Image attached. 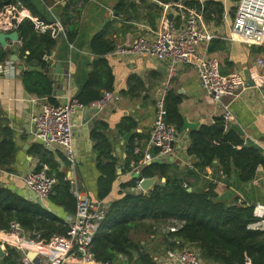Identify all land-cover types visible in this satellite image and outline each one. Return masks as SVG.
Instances as JSON below:
<instances>
[{"label":"trees","instance_id":"1","mask_svg":"<svg viewBox=\"0 0 264 264\" xmlns=\"http://www.w3.org/2000/svg\"><path fill=\"white\" fill-rule=\"evenodd\" d=\"M74 1L68 0L61 14V23L69 43L78 38L80 30L78 22H71ZM169 1L171 0H163ZM204 1L206 19L220 25L225 15L224 3L219 0ZM183 2L188 6H201L193 0ZM10 4L22 5L34 17L53 24L47 21L35 0H0V8ZM142 4L145 5L144 13L146 12L149 21H155L160 16L161 9L157 5L148 4L144 0ZM122 8H128L134 15L139 13V7L133 0H121L119 10L122 11ZM14 31H18L20 35L18 51L24 67L22 75L26 91L41 99L50 98V103L58 104L51 98L55 88L47 75L50 62L45 60V56L52 54L56 48L58 38L51 30L38 31L36 22L30 18L20 20L15 16L11 23L0 25V32ZM115 48L114 41L108 38L107 30L93 38L92 49L96 60L87 83L76 97L82 104L87 106L101 99L105 91H115L116 79L106 59ZM225 48L222 38L216 37L210 41V52ZM14 51L13 47L4 48L0 45V63L7 61L15 54ZM128 84L126 92L131 96L144 85L138 76L131 77ZM181 102L182 98L174 89L167 92V120L178 131L183 130L184 126L179 110ZM222 125H225L224 118H219L213 125L202 124L191 131L187 156L195 160L193 166L182 169L171 160L157 161L143 167L139 175L133 174L121 183L119 196L108 205L93 243L92 251L97 263L119 264V256H123L127 263L158 264L148 244H142V237H139L155 235L161 237L162 250L165 247L168 250L188 246L198 248L205 264H245L247 259L252 264H264V231L249 229V225L255 220L254 206L242 203L228 205L220 201L213 181L206 191L196 187L205 170L215 167L216 162H219L224 176L232 178L236 172L239 180L244 183L252 182L257 169L264 166V155L260 149L246 145L243 136L232 126L222 130ZM119 127L125 133L134 130L137 123L127 118ZM108 131L105 123H99L92 134L100 172L99 200L109 197L121 177L118 170L122 168V164L113 155V137ZM2 135L4 139L0 143V167H9L16 152L14 134L6 128ZM143 138L138 133L129 138L123 174L131 172V164L138 163L142 158L143 153H137L135 149L140 147ZM32 153L40 161L36 170L47 167L49 175L57 180L49 198L62 206L68 215L75 214L78 199L72 191L71 181L66 179V172H60L56 154L41 143L33 146ZM58 154L62 157L61 153ZM139 177H158L159 181L151 191L143 192L137 190ZM189 188H193V191L190 192ZM172 221H183L184 225L176 232L158 230ZM12 222L18 223L27 233H41L46 240H50L53 235H67L69 228L65 219L43 204L0 186V230H9ZM6 252L4 260L7 264H23L22 253L17 248L7 247Z\"/></svg>","mask_w":264,"mask_h":264},{"label":"crops","instance_id":"2","mask_svg":"<svg viewBox=\"0 0 264 264\" xmlns=\"http://www.w3.org/2000/svg\"><path fill=\"white\" fill-rule=\"evenodd\" d=\"M144 1L151 5H157L161 9L160 16L155 21L147 19L142 0H133L139 7L137 15L131 13L128 8H122L120 11L121 0L74 1L71 22H78L80 30L78 38L72 43L68 42L65 31L59 33L57 37L58 43L51 54L52 59L47 72L55 88L54 94L51 96L52 99L59 104L64 103L68 98L77 97L85 86L96 60L92 49V40L101 31L107 30L108 38L113 40L117 47L119 44L135 40L140 34H150L151 37H154L150 31H157L161 28L164 16L170 19L174 18V9L170 6L176 2L172 0L169 2H163V0ZM219 1L225 5L223 22L217 25L213 20L206 19V21L215 35L214 38H222L226 48L210 52V42H202L199 52L202 55L218 57L222 63L223 74L238 72L249 79V73L257 61L264 59V44L251 46L240 41L230 40L237 2L235 0ZM35 2L47 21L53 24H62L61 14L68 0H48V2L35 0ZM175 19L173 20L175 21ZM20 44L21 42L10 43L7 48L13 47L15 54L19 55ZM115 49L106 56V59L116 79L115 87L116 85L119 87L118 97L120 100L111 102L102 111H95L90 106L85 110H77L73 120L77 124L74 146L77 155H79V163L74 172L71 171L62 153V157L55 153L56 160L60 163V172H66V176L72 178V182L76 181L80 185L84 197L92 201H100L98 198L100 172L97 168L95 141L92 138L93 131L99 123H105L108 126V132L113 137V155L122 164V168H119L121 169L119 183L105 199L108 204L118 198L121 183L131 176L129 172L123 174L128 157L127 142L129 140L126 141L125 136L127 134L132 136L134 133L143 135L139 153H143L142 155L145 152L156 154V149L151 143L156 99L168 80L171 81V89H174L182 98L179 110L184 122L186 120L192 124L198 123L197 127L202 124L213 125L217 119L223 118L225 107L228 106L233 118L231 126L235 124L242 127L245 131V135L242 136L246 145L260 149L264 155V87L253 85L250 82L249 87L239 97L226 96L218 102L211 93L202 88L198 72L192 64L177 65L175 74L171 77V62H159L149 56L119 57L115 54ZM15 65L16 70L0 72V143L4 139L3 130L9 128L14 134L16 144L13 163L9 167H0V186L38 202L36 195L30 192L23 182V177L30 171L36 170L40 163L39 158L32 153L33 146L40 143L32 133L31 116L34 110L33 104L29 100L37 98L39 102L36 106L38 107L43 102H50V98L41 99L29 94L23 83L22 70L19 68L22 65L20 58L15 62ZM133 76L140 77L144 85L139 89L140 91L131 96L126 91L129 88V80ZM127 118L133 119L137 123V127L132 131L122 133L119 126ZM191 131L184 129L178 131L174 145L175 155L170 159L179 164L182 169L193 166L195 162L192 157L187 156ZM118 145H120L119 151L116 147ZM166 160L168 161V159ZM212 181L216 183L218 199L228 205L235 203L252 206L259 203L264 204V166L257 169L252 182L244 183L239 180L236 172L232 178L224 176L221 173L219 162H216L215 167L205 170L196 187L206 191ZM43 205L63 219L68 217L64 208L50 198L43 201ZM139 237H142V244L147 243L149 249L154 253L156 263L166 257L168 249L165 247L162 250L160 247L162 245L161 237L155 235H140ZM119 259L121 260L119 264H134L127 263L123 256H119ZM0 264H7L4 258H0ZM66 264H80L79 258L73 257Z\"/></svg>","mask_w":264,"mask_h":264},{"label":"built area","instance_id":"3","mask_svg":"<svg viewBox=\"0 0 264 264\" xmlns=\"http://www.w3.org/2000/svg\"><path fill=\"white\" fill-rule=\"evenodd\" d=\"M201 6H188L182 0L174 3V18L166 16L163 18L161 28L157 31L151 30L150 34H140L135 40L119 44L115 54L119 57L149 56L159 62H171L172 77L176 66L189 63L197 70L203 89L211 93L216 101L223 97H239L250 85L264 87V59H259L246 79L238 72L228 75L222 72V63L215 55L200 54L199 49L202 42H210L215 35L208 26L204 12V0H193ZM232 28L230 40L240 41L251 46L264 44V0H239ZM17 16L20 20L24 18L33 19L40 32L51 30L55 37L64 32L62 24H48L31 15L30 10L22 5L10 4L0 8V25L11 23ZM51 54L45 56L50 62ZM15 62L7 60L0 64V72L16 70ZM171 89V81L168 80L165 88L156 99V113L154 126L151 133V143L156 149V154L145 152L138 163L131 164L130 175H139L146 165L153 162L171 159L174 154V145L177 140L178 131L175 125L167 120L165 99L167 92ZM114 92L105 91L102 98L89 105H84L76 97H71L64 103L43 102L38 107L39 100L31 98L33 114L31 124L33 135L36 140L46 149L54 153H62L68 162L72 172L79 163L74 146L75 129L77 124L74 116L78 109L85 110L92 107L95 111H102L111 102L119 101ZM227 128L231 126L232 114L225 107L223 114ZM135 151L140 152L136 147ZM1 174V170H0ZM72 182V178L66 177ZM138 181L137 190L145 192ZM26 188L36 195L37 200L45 201L52 195L56 178L49 175L48 168L33 170L23 177ZM72 191L78 199L77 210L73 215H68L65 222L68 225L67 235H53L50 240L43 238L41 233H27L22 227L12 222L9 230H0V243L4 250L7 247L17 248L22 253L23 264H66L71 258L78 257L80 264L96 263L92 251L93 243L98 234L108 203L104 200L92 201L82 195L80 185L72 182ZM255 220L249 225L253 231H264V204L254 206ZM184 225L183 221H172L168 225L158 228L159 231L170 233L176 232ZM29 252H37L35 259L29 256ZM158 264H205L201 252L194 246L183 249L167 250L166 257L159 260ZM245 264H252L247 259Z\"/></svg>","mask_w":264,"mask_h":264},{"label":"water","instance_id":"4","mask_svg":"<svg viewBox=\"0 0 264 264\" xmlns=\"http://www.w3.org/2000/svg\"><path fill=\"white\" fill-rule=\"evenodd\" d=\"M172 1L178 3L181 0H172ZM239 4H240V2L238 1L237 2V6ZM17 42H20V35H19V32L18 31H14L12 33L0 32V45L2 47L7 48V47H9L10 43H17ZM10 59L12 61H15V62L16 61H19V55L12 54V56H10ZM19 68L21 70H24L23 65H20ZM115 88L116 89L114 91V94H115V96H119V87H118V85H116ZM197 126H198V123L197 124H192V123H189L188 121L185 120L183 129L185 131H190V130L195 129ZM232 127L235 128L236 130H238V132L241 135H245V131L239 125L233 124ZM221 129L222 130H226L227 129V126L226 125H222ZM130 136H131V134H127L125 136V140L127 141ZM116 147H117V150L119 151L120 150V145H118ZM169 160L170 159H168V161ZM120 173H121V169L118 170V174H120ZM139 180H142L141 181V187H142V189L145 192L151 191L152 188L154 187V185L159 181L158 177H153V178H143V177H139ZM165 180L166 179L164 178L163 181H165ZM188 190L191 192V191H193V188H189ZM38 203L39 204H43V201L42 200H38ZM37 254H38L37 252H29V256L32 259H35V257H36ZM6 255H7V252H6V250H4L2 248L1 243H0V258H5Z\"/></svg>","mask_w":264,"mask_h":264}]
</instances>
